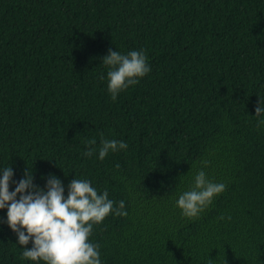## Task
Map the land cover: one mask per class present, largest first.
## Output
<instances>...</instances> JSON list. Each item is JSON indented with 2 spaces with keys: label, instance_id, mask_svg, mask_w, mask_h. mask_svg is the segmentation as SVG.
I'll return each mask as SVG.
<instances>
[{
  "label": "trees",
  "instance_id": "16d2710c",
  "mask_svg": "<svg viewBox=\"0 0 264 264\" xmlns=\"http://www.w3.org/2000/svg\"><path fill=\"white\" fill-rule=\"evenodd\" d=\"M109 48L143 49L151 68L115 101ZM259 99L264 0H0V170L28 168L40 187L53 174L65 196L88 179L125 201L93 226L101 264H264ZM101 133L127 150L84 156ZM204 159L227 187L189 219L176 200ZM22 247L0 209V264H44Z\"/></svg>",
  "mask_w": 264,
  "mask_h": 264
},
{
  "label": "clouds",
  "instance_id": "9594fccd",
  "mask_svg": "<svg viewBox=\"0 0 264 264\" xmlns=\"http://www.w3.org/2000/svg\"><path fill=\"white\" fill-rule=\"evenodd\" d=\"M102 62L108 69L107 89L113 101L151 71L143 49L123 54L109 48ZM262 115L264 101L259 99L255 116ZM259 125H264V119L258 121ZM100 135L98 146L95 138L83 141L86 145L84 156L90 158L98 152V159L103 161L110 152L127 150L126 142L107 139L103 133ZM209 163L206 159L200 161L203 167L196 172L190 189L176 200V206L186 218H198L212 204L214 197L226 190L225 183L208 178L203 169ZM115 167L119 168V165ZM13 176L11 166L0 170V209H7L8 226L17 235L18 244L24 246L21 258L43 261L44 264H101L100 245L89 240L93 226L110 213L126 216L125 201L121 200L115 206L116 202L108 198V191L98 194L88 179H72L65 196L63 182L53 174H49L44 187L33 182V171L28 168L19 181ZM11 184H15L12 191L9 190ZM30 241L32 246L28 248Z\"/></svg>",
  "mask_w": 264,
  "mask_h": 264
}]
</instances>
